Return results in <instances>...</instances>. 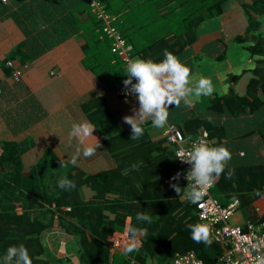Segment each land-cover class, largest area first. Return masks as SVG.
I'll return each instance as SVG.
<instances>
[{"label": "trees", "instance_id": "16d2710c", "mask_svg": "<svg viewBox=\"0 0 264 264\" xmlns=\"http://www.w3.org/2000/svg\"><path fill=\"white\" fill-rule=\"evenodd\" d=\"M8 1V0H6ZM10 1V0H9ZM112 20L116 32L131 46V57L160 62L167 49L176 56L182 54L199 38V30L209 20L221 17L233 0H94ZM5 7L7 3L0 0ZM92 0H16L17 11L29 25L41 26L56 38L55 47L79 38L85 59L84 66L99 77L106 91L124 88L125 63L112 52L113 39L104 33V26L93 12ZM5 3V4H4ZM20 4V5H19ZM5 5V6H4ZM2 8V11H3ZM245 9L250 15L249 28L237 38L239 43L252 40L247 50L259 58L251 71L244 95L231 89L224 97L210 99L209 110L220 116L238 118L255 114L264 107V0H252ZM28 40L18 44L24 58H38L32 30L23 27L20 17L11 15ZM27 30V31H26ZM24 35V34H23ZM25 36V35H24ZM109 40V51L115 59L105 55L102 43ZM23 63L5 59L2 69L12 76L7 67ZM237 76L235 80H240ZM1 84V78H0ZM78 102L79 109L97 130L102 146L113 161V167L89 174L77 165L66 166L51 148L45 159L27 166L24 156L35 146V141L2 139L0 141V258L12 245L24 244L32 264H74L70 254L65 257L50 255L45 235L57 225L71 236L70 251L79 264H171L176 253L194 251L205 264H215L222 247L215 243L206 246L191 239L189 224L202 223L196 205L181 201L170 187V179L183 172L175 148L165 138L153 139L152 122L144 123V134L131 140V128L122 129L104 94L94 93ZM206 130L212 146H224L226 123L193 120L183 133L195 139ZM256 132H253V134ZM264 143V124L258 130ZM143 162L138 171L133 163ZM63 166L61 167V165ZM234 170L229 179L227 173ZM62 177L75 182L71 191L58 187ZM176 182V181H172ZM182 188L187 183L179 180ZM211 194L220 204L239 200L240 208L249 210L264 196V162L231 167L215 182ZM70 210H67V209ZM137 213H147L151 223L140 222ZM264 223V212L255 220ZM128 229L132 238L141 235L138 250L131 253H112L110 238ZM53 256V257H52Z\"/></svg>", "mask_w": 264, "mask_h": 264}, {"label": "rangeland", "instance_id": "374dc122", "mask_svg": "<svg viewBox=\"0 0 264 264\" xmlns=\"http://www.w3.org/2000/svg\"><path fill=\"white\" fill-rule=\"evenodd\" d=\"M5 5L7 8H3L0 2V78H2L1 88H3V91L5 93L10 92L7 96V99H10L8 104L13 101V105L9 106L8 111L2 113L5 117L2 123L6 124L9 122L10 124H19L24 127L31 125L28 124V120L29 123H33L24 135H26L25 139L34 140L36 144L24 156L25 164L30 166L45 159L48 149L51 148L58 155L59 160L67 162L66 166H69L73 164L71 160L76 154L77 148H80L81 154L75 164L80 169L89 174L110 169L114 166V163L104 150L96 128L93 132L94 136L85 138L83 144H80L76 139L69 140L68 138V133L73 123H76L68 111V103L77 97L76 89L80 94L81 91H85L88 87L100 85L101 83L99 77L88 70L86 65L84 66L83 60L85 57L80 47L83 40L72 38L55 47L54 42L57 38L49 30L43 31L41 26L29 25V21L22 18L18 13L16 0H8ZM11 15L22 18L23 27L28 28L27 30H32L35 41L46 44L35 46L34 51L40 53L38 58L28 57L25 59L23 54L17 53L18 44L29 38L26 37L25 31L18 27L19 25L13 18L14 16L12 17ZM262 21L264 28V17H262ZM109 44V40H105L102 43V47L105 48V55L115 59L114 55L109 51ZM236 46L238 47V53L245 54L250 58L248 51L242 49L240 45ZM5 59H14L18 63H23V77L20 83H15L12 76L4 73L2 66ZM133 59H136V57ZM78 70H84L89 79L77 78L75 72ZM105 91L103 89V93ZM107 92H109L106 94L109 106L116 114L118 113L117 111H124L127 115H133V106L139 107L138 100L134 95L122 98L118 96L117 89ZM16 102L18 103L16 104ZM76 108L74 106L72 109ZM75 112V116L80 122L86 121V115L79 108ZM26 114H28L29 118L25 116ZM122 117L117 115V121L120 118L122 119ZM122 127L130 126L122 121ZM97 144H100V147L97 148L95 155L85 158L82 154L83 147ZM240 163H247V161L241 160ZM253 206H255V211L260 209L264 212V196L259 198ZM255 217L258 218L257 214ZM245 219H248V211L242 208L236 212L230 223L244 226L246 223ZM140 238L141 235L137 236L135 240L139 241ZM63 241L66 242V247L69 250L72 243L68 241L67 237ZM76 264H78V261Z\"/></svg>", "mask_w": 264, "mask_h": 264}, {"label": "crops", "instance_id": "0c3cea01", "mask_svg": "<svg viewBox=\"0 0 264 264\" xmlns=\"http://www.w3.org/2000/svg\"><path fill=\"white\" fill-rule=\"evenodd\" d=\"M251 1L252 0H233L229 2L225 13L219 18L209 20L203 24L199 30L198 40L182 54L177 56L182 63L191 68L194 75L209 78L215 91L211 96H203L196 100L191 108L184 107L183 102H181L180 106H171L168 109L169 117L165 126H153V128L150 129V134L154 140L164 138L165 129L168 125H175L184 131L193 120L209 121L205 117L211 116V123L213 124L226 123L227 137L224 146L232 153V158L227 165L234 167L235 165L241 164V160H246L247 163L245 164L264 162V143L258 134V130L264 124V107L255 114L247 113L238 118H231L227 115L220 116L209 110L210 99L214 96L224 97L229 94L231 89H234L239 95H244L247 84L252 77L251 71L256 68L259 58L252 57L250 53V58L245 54L238 53V47L236 46L240 45L242 49L248 51L246 47L252 44L250 43L252 41L251 39L247 43H239L237 41V38L245 35L249 28L250 15L245 9V5L251 4ZM82 45L83 42L81 41L80 47ZM75 73L77 78L89 79L84 70H78ZM237 76H241V79L238 81L235 80ZM103 89L104 88L100 85H92L85 91H81L80 94L76 89L75 93L77 97L68 103V111L71 114V118L76 123L80 122L77 116H75V111L79 108L78 102L91 94H102ZM9 93L10 92L5 93L0 84V141L2 139L20 141L25 139L26 135H24V133L33 123H29L28 120V124H31L28 127L19 124H10L9 122L6 124L2 123L5 118L2 113L8 111L9 106L13 105V101L8 104L10 99H7V96ZM107 93L109 92L105 91L103 94L106 96ZM17 103L18 102H16V104ZM74 106L77 108L72 109ZM133 108H137V106L135 105ZM117 112V115L123 117L127 116V113L124 111ZM25 116L29 118L28 114ZM123 117L117 121L120 123V127L122 129L131 128L122 127ZM148 122H151V120L149 119L145 123ZM253 132L256 133L253 134ZM254 208L255 206L247 210L248 219H245L246 223L258 219L255 217L256 212ZM257 217H259L258 214ZM45 236L50 254L60 258L70 254L73 256L72 260L74 264H76L78 261L77 257L72 255L71 251L66 247V242L63 241V239L67 237L70 242L72 240L71 236L64 234L57 225L54 226L53 231Z\"/></svg>", "mask_w": 264, "mask_h": 264}, {"label": "clouds", "instance_id": "9594fccd", "mask_svg": "<svg viewBox=\"0 0 264 264\" xmlns=\"http://www.w3.org/2000/svg\"><path fill=\"white\" fill-rule=\"evenodd\" d=\"M163 55L164 58L160 62L143 58L130 60L125 68L127 76V79L123 81L125 94L134 95L139 104L138 108H133V115L123 117V122L131 127V140H138L143 136V124L149 119L154 127L165 126L169 117L168 109L171 106H180L183 102L184 107L191 108L196 100L203 96H211L215 91L209 78L194 75L191 68L182 63L175 54L165 49ZM205 118L209 122L212 120L211 116ZM94 130L95 127L88 121L73 123L68 138L69 140L76 139L80 144H83L85 138L94 136ZM98 147L100 144L83 147V156L88 158L95 155ZM80 154L81 149L77 148L76 154L71 160L73 164H76ZM177 157L191 167L184 173L177 172L171 178L176 182H171L170 187L182 202L186 200L198 205L206 188L213 185L224 174L227 164L232 158V153L226 146H212L210 143L200 140L191 145L187 154L181 150L177 153ZM142 163V161L133 163L130 169H125V173L130 170L138 171ZM233 174L234 170H229L227 178L230 179ZM182 175L188 182L186 188H182L178 183ZM57 184L60 189L67 191L76 187L75 182L67 177L60 178ZM255 212L259 217L262 214L260 209ZM136 219L140 222H152L151 216L147 213H137ZM251 222L255 223V221ZM188 229L194 242L204 243L206 246L211 245L208 224H189ZM138 242L140 245V240ZM139 245L133 242L126 248V253L138 250ZM0 264H32V259L29 250L21 243L9 246L3 257L0 258ZM257 264H264V257H258Z\"/></svg>", "mask_w": 264, "mask_h": 264}, {"label": "built area", "instance_id": "2783aa9c", "mask_svg": "<svg viewBox=\"0 0 264 264\" xmlns=\"http://www.w3.org/2000/svg\"><path fill=\"white\" fill-rule=\"evenodd\" d=\"M4 2L7 1L4 0ZM91 6L93 12L102 21L104 33L114 41L112 52L118 55L125 63V66H127V63L133 60L130 54L132 50L131 46H128L126 41L116 32L112 26L111 18L103 8L94 0H92ZM6 65L13 69V81L20 83L23 77V69L16 68L15 63L12 61H8ZM118 96L122 98L129 96L125 94V86L118 91ZM164 138L168 145L175 148L176 157L177 153L181 150L187 154L194 142L203 140L211 144L208 132L205 129L195 139H190L175 125H168L166 127ZM177 160L179 166L183 169L182 173L190 169L191 166L189 164L179 159ZM181 180L188 183L183 178V175L181 176ZM170 181L172 182L171 179ZM214 184L206 188L201 202L196 205V210L199 220L210 227L212 243L219 245L223 249L215 264H257V258L264 257V223L256 225L253 222H247L245 226L232 225L230 221L238 211L240 202L239 200H234L227 205L220 204L211 194ZM67 210L70 209L68 208ZM133 242L139 245V242L130 236L128 229L123 232H117L110 238L111 252L124 253L126 248ZM172 264L205 263L197 257L194 251H188L176 253Z\"/></svg>", "mask_w": 264, "mask_h": 264}]
</instances>
